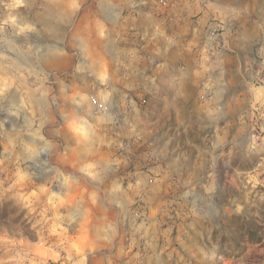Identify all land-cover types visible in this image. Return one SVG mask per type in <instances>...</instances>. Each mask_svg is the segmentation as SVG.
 <instances>
[{"label":"crops","instance_id":"crops-1","mask_svg":"<svg viewBox=\"0 0 264 264\" xmlns=\"http://www.w3.org/2000/svg\"><path fill=\"white\" fill-rule=\"evenodd\" d=\"M24 6L13 13L12 30L0 31V98L11 126L3 137L14 142V159L63 169L58 191L75 198L80 221L76 264H132L140 239L143 264L197 262L211 214L186 184L206 174L180 170L186 161L175 152L208 148L212 160L229 135L228 149H249V129L233 131L231 122L255 106L264 144V0ZM96 105L104 112L95 113ZM124 136L140 138L163 162L151 192L146 173L126 180L118 154ZM173 177L181 188L170 194L163 186ZM170 198L188 208L178 220L165 218ZM141 207L151 224L134 216Z\"/></svg>","mask_w":264,"mask_h":264},{"label":"rangeland","instance_id":"rangeland-1","mask_svg":"<svg viewBox=\"0 0 264 264\" xmlns=\"http://www.w3.org/2000/svg\"><path fill=\"white\" fill-rule=\"evenodd\" d=\"M24 3L25 0H0V31L2 28L6 33L12 30L13 13L25 8ZM143 100L140 103L145 105L146 100ZM5 109L0 98V264H76L80 221L75 213V198L65 197L58 191L62 186L60 173L63 169L45 168L44 165L34 167L27 160L14 159L18 153L14 150V142L3 137V130L11 128L4 125ZM245 112L233 118L231 125L233 131L249 129V149H228L234 144L233 136L229 135L227 148L214 152L212 160L209 158L212 151L208 148L206 151L175 152L179 160L186 161V166H179L180 170L206 174L186 184L197 194L198 207L211 214L204 222L207 226L205 236L198 238L205 245L199 249L200 257L195 264H264V239L262 243L245 244L236 250L240 226L233 216H244L248 221L257 218L264 224L260 218V212L264 211V144H258L262 134V111L255 106L252 112ZM121 140L118 154L126 160V180L131 182L135 174L146 173L145 191L151 192L156 183V165L163 162L141 143L140 138L124 136ZM45 173L46 176L40 178ZM209 173L211 175L207 176ZM178 182L173 177L163 188L173 194L181 188ZM168 201L170 204L164 207L168 211L165 212L166 219L178 220L176 215L180 211H188V208L178 206L175 198ZM134 216L141 223L151 224L142 207L134 212ZM224 234L228 238L225 239ZM161 242L165 243L160 239ZM134 250L137 259L132 264H143L147 257L145 239L136 242Z\"/></svg>","mask_w":264,"mask_h":264},{"label":"trees","instance_id":"trees-1","mask_svg":"<svg viewBox=\"0 0 264 264\" xmlns=\"http://www.w3.org/2000/svg\"><path fill=\"white\" fill-rule=\"evenodd\" d=\"M232 218L240 226V235L236 250H239L245 244H259L263 242L264 224L258 222L257 218H252L250 221L244 216H233ZM260 218L264 220V211L260 212ZM223 236H225V239L228 238L225 234Z\"/></svg>","mask_w":264,"mask_h":264},{"label":"built area","instance_id":"built-area-1","mask_svg":"<svg viewBox=\"0 0 264 264\" xmlns=\"http://www.w3.org/2000/svg\"><path fill=\"white\" fill-rule=\"evenodd\" d=\"M211 36H213V37H215L216 35H217V30H211L210 31V33H209ZM142 102H145V100H143ZM104 108L103 107H100V106H98V105H96L95 106V108H94V112L95 113H102V112H104ZM122 118H121V116L120 115H117L116 117H115V124L119 127V126H121L122 125Z\"/></svg>","mask_w":264,"mask_h":264}]
</instances>
